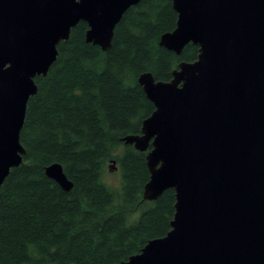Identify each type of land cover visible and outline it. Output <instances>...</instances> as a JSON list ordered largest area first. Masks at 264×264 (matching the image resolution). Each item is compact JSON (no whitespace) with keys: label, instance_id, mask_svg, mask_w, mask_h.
<instances>
[{"label":"water","instance_id":"obj_1","mask_svg":"<svg viewBox=\"0 0 264 264\" xmlns=\"http://www.w3.org/2000/svg\"><path fill=\"white\" fill-rule=\"evenodd\" d=\"M142 0H0V189L27 151V105L81 22L104 52L116 26ZM175 30L159 44L182 61L170 81L143 73L155 111L122 138L146 153L144 201L175 191L171 230L116 264H264V0H171ZM110 171H116L112 160ZM45 174L66 192L63 167Z\"/></svg>","mask_w":264,"mask_h":264},{"label":"trees","instance_id":"obj_2","mask_svg":"<svg viewBox=\"0 0 264 264\" xmlns=\"http://www.w3.org/2000/svg\"><path fill=\"white\" fill-rule=\"evenodd\" d=\"M177 20L171 0H142L116 26L108 52L86 42L84 22L59 45L27 105L20 134L27 154L0 189V264H116L171 230L175 191L144 201L146 153L122 138L140 134L155 111L139 77L170 81L182 61L197 60L192 44L180 56L160 46ZM113 159L118 190L103 182ZM55 163L70 192L46 176Z\"/></svg>","mask_w":264,"mask_h":264},{"label":"rangeland","instance_id":"obj_3","mask_svg":"<svg viewBox=\"0 0 264 264\" xmlns=\"http://www.w3.org/2000/svg\"><path fill=\"white\" fill-rule=\"evenodd\" d=\"M116 154H117V152H116ZM110 162H112V160ZM110 162L108 163V166L106 168V172L103 176L104 177L103 182L105 184H107L108 186H110L112 189L118 190L120 188V185H121V177H120V174L117 170L116 171H110L109 170V166L111 164Z\"/></svg>","mask_w":264,"mask_h":264},{"label":"bare ground","instance_id":"obj_4","mask_svg":"<svg viewBox=\"0 0 264 264\" xmlns=\"http://www.w3.org/2000/svg\"><path fill=\"white\" fill-rule=\"evenodd\" d=\"M111 163V162H110Z\"/></svg>","mask_w":264,"mask_h":264}]
</instances>
